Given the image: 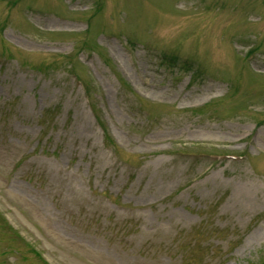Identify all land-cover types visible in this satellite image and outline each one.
<instances>
[{
    "label": "rangeland",
    "instance_id": "374dc122",
    "mask_svg": "<svg viewBox=\"0 0 264 264\" xmlns=\"http://www.w3.org/2000/svg\"><path fill=\"white\" fill-rule=\"evenodd\" d=\"M0 264H264V0H0Z\"/></svg>",
    "mask_w": 264,
    "mask_h": 264
},
{
    "label": "trees",
    "instance_id": "16d2710c",
    "mask_svg": "<svg viewBox=\"0 0 264 264\" xmlns=\"http://www.w3.org/2000/svg\"><path fill=\"white\" fill-rule=\"evenodd\" d=\"M91 108L95 111L94 107H93V104H91Z\"/></svg>",
    "mask_w": 264,
    "mask_h": 264
}]
</instances>
